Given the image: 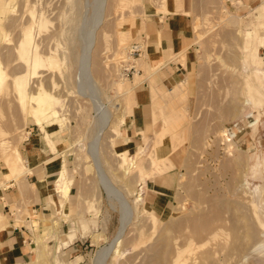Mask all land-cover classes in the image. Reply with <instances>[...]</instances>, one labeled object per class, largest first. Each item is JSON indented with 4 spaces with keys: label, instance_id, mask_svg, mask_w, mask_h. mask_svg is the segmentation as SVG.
I'll list each match as a JSON object with an SVG mask.
<instances>
[{
    "label": "rangeland",
    "instance_id": "1",
    "mask_svg": "<svg viewBox=\"0 0 264 264\" xmlns=\"http://www.w3.org/2000/svg\"><path fill=\"white\" fill-rule=\"evenodd\" d=\"M145 1L161 2L0 0V185L19 184L29 171L21 150L30 129L57 164L50 215L27 222L41 259L67 235L85 252L81 264H264V53H257L255 27H242L244 20L264 23V7L244 18L240 0H210L209 11L195 17L193 48L227 123L200 138L187 132L186 78L184 92L174 86L155 96L159 113L128 148L133 92L158 87L164 65L147 61ZM134 43L144 54L124 78L121 61ZM181 54L169 61L183 63ZM31 95L52 102L40 123L29 110ZM165 99L171 102L163 108ZM250 112L254 126L224 152L221 132L236 120L245 126Z\"/></svg>",
    "mask_w": 264,
    "mask_h": 264
},
{
    "label": "crops",
    "instance_id": "2",
    "mask_svg": "<svg viewBox=\"0 0 264 264\" xmlns=\"http://www.w3.org/2000/svg\"><path fill=\"white\" fill-rule=\"evenodd\" d=\"M240 1L243 4L241 10L244 13L242 16L244 18L247 13L251 14V11L254 12L264 7V0ZM143 4L147 13V19L143 25L148 39L147 61L152 65L158 63L164 65L157 73L158 87L151 89L148 85L133 92L134 104L131 111L133 114L132 118L128 120L130 126L125 129L129 136L125 137L126 141L123 145L130 142L128 148L134 147L136 141L140 139V128L151 125L150 123L156 115L155 111L159 113V110L153 105L155 96L161 97L163 92L169 94L174 86H179L180 92H184L185 89L182 88V85L187 84V79L189 81L188 109L191 120L189 126L187 123L183 124V126L187 125V132L189 130L191 134L197 132L196 136L200 138L205 132L225 125L227 123L225 119L229 117L228 110L224 112L220 101H213L212 96L207 94L209 89L204 82L208 69L199 64V55L195 52L196 48H193L197 43L194 30L195 17L201 18L209 11L210 0H161L159 7L147 1ZM261 19L244 20L242 24L244 28L255 27L258 36L254 37V40L260 41L257 45L259 57L264 53V32L261 30L264 23ZM138 26L141 28V23ZM256 31L247 30L245 33L251 34ZM180 53L184 54L183 63L173 64L172 61H169ZM240 67L239 62V69ZM262 70L264 71V66ZM170 102L165 99L163 108L169 106ZM214 103L217 105L215 106ZM160 107L158 105V109ZM209 107H215L216 113H209L206 110ZM236 108H239V105ZM252 113L248 114L252 116ZM243 117L247 118L244 121L249 120V117H245V115ZM158 122L161 123L160 118ZM133 127L134 130H132ZM25 133L21 153L29 171H26L21 177L19 176V184L14 179H8L3 181V185H0V264H30L40 258L42 252L40 249L36 251L38 246L36 247V244L32 242L33 233L27 226V222L34 225L31 222L39 219L38 217L46 218L47 215H50L49 198L55 202L51 192L53 186H51L49 178L57 169L56 153L40 143L36 137L37 133L30 129ZM121 135L123 137L124 133ZM164 147L163 145L161 148ZM165 149L160 154H168L169 152ZM42 219H39L38 222H42ZM66 239L67 235L61 242L52 244L51 252L45 259L40 258L39 264H72L73 262L81 264L77 260L85 255V252L80 251L81 244L69 240L67 243Z\"/></svg>",
    "mask_w": 264,
    "mask_h": 264
},
{
    "label": "built area",
    "instance_id": "3",
    "mask_svg": "<svg viewBox=\"0 0 264 264\" xmlns=\"http://www.w3.org/2000/svg\"><path fill=\"white\" fill-rule=\"evenodd\" d=\"M144 54V48H143V44L142 43H134L131 44L125 51V57L124 59L121 61L122 62V66L120 68V75L124 78H129L130 75H133V70H135L134 65L131 63V61L134 58H138L140 56H143ZM251 115L247 116L249 117L248 123H246V125L244 126L241 120H236L231 122L228 126H226L223 131L221 132V135L218 137V140H220V143L222 145L223 151L226 152L228 147H227V143L228 142H233V140H235V138L237 137L238 134L242 133L245 128H249L252 125L254 126L255 124V120L251 121L250 117ZM247 119V118H246ZM212 141V139H210ZM209 140V141H210ZM210 143V142H209ZM231 148V147H230ZM226 151H225V150Z\"/></svg>",
    "mask_w": 264,
    "mask_h": 264
},
{
    "label": "bare ground",
    "instance_id": "4",
    "mask_svg": "<svg viewBox=\"0 0 264 264\" xmlns=\"http://www.w3.org/2000/svg\"><path fill=\"white\" fill-rule=\"evenodd\" d=\"M87 65V64H86ZM85 65V66H86ZM86 69H87V67H86ZM1 80H3V76L1 75V71H0V81ZM25 86V85H24ZM35 93V92H34ZM41 94H43V93H41ZM46 95V94H45ZM32 96V95H31ZM49 98H50V96H49ZM49 98H47V97H45V96H42V95H34V96H32L31 98H29V99H31L30 100V108H29V110H31L33 113H34V115H35V118H37L38 119V121L36 122V123H40V121H41V117L42 116H44V114L46 113V111L49 109V106H51L50 104H52V102H51V99H49ZM101 107V106H100ZM99 107V108H100ZM97 110V109H96ZM36 119V120H37ZM104 122V121H103ZM11 166H13V163L11 164ZM96 168H97V166H95ZM100 168V167H99ZM101 171H102V168L100 169ZM100 174V178H102L104 181H106V182H108L107 181V179H106V177H105V175H104V173L102 172H100L99 173ZM62 177V176H61ZM57 185V184H56ZM60 188V187H59ZM58 188V189H59ZM66 190L68 189V186H66V188H65ZM125 214L123 213V217H122V222H121V226L119 227V231H118V235H117V237H116V239H115V242L117 243L118 241H119V237H120V234L122 233V230H123V226H124V224L126 223L125 221ZM177 226V225H176ZM103 250V249H102ZM102 250H101V252H102ZM108 250H106V252H107ZM99 255V257H101L102 255H104V252H103V254H98ZM101 255V256H100ZM198 256V255H197ZM97 257V256H96ZM96 260H98V259H96ZM195 260H197V258L195 259ZM200 260V259H199ZM190 262V261H189ZM198 262V260L195 262V263H197ZM202 262V261H201Z\"/></svg>",
    "mask_w": 264,
    "mask_h": 264
}]
</instances>
